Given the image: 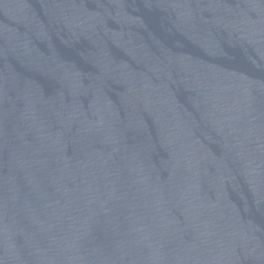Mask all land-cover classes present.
Returning a JSON list of instances; mask_svg holds the SVG:
<instances>
[{"label":"water","instance_id":"water-1","mask_svg":"<svg viewBox=\"0 0 264 264\" xmlns=\"http://www.w3.org/2000/svg\"><path fill=\"white\" fill-rule=\"evenodd\" d=\"M0 264H169V0H0ZM170 264H264V0H170Z\"/></svg>","mask_w":264,"mask_h":264}]
</instances>
